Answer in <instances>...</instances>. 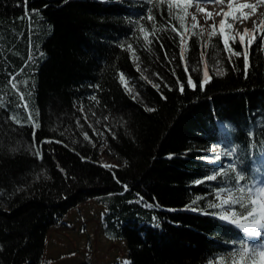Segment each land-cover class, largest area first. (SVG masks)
I'll use <instances>...</instances> for the list:
<instances>
[{"label": "trees", "instance_id": "obj_1", "mask_svg": "<svg viewBox=\"0 0 264 264\" xmlns=\"http://www.w3.org/2000/svg\"><path fill=\"white\" fill-rule=\"evenodd\" d=\"M150 7L147 0H0V264L52 262L44 257L48 230L70 227L69 212L91 200L103 208V235L125 244L126 256L111 264H215L238 246L241 229L208 208L214 190L235 174L194 182L216 170L204 159L212 155L219 129L237 149L227 164L237 162L246 182L252 180L250 165L264 152V44L258 37L252 45L246 76L243 56L229 63L219 35L203 48L209 40L203 32L189 40L186 72L179 37L170 28L156 33L159 41L149 37L151 50L145 47L136 21L145 17L140 23L151 31ZM153 15L157 27L168 25L166 4L153 8ZM185 26L191 25L185 20ZM216 59L223 76L216 74ZM205 70L211 80L201 90ZM16 73L27 82L20 89L38 113L42 159L9 84ZM121 73L134 85L132 93ZM12 115L25 126L13 123ZM104 156L112 167L102 166ZM197 195L205 198L192 205Z\"/></svg>", "mask_w": 264, "mask_h": 264}, {"label": "snow or ice", "instance_id": "obj_2", "mask_svg": "<svg viewBox=\"0 0 264 264\" xmlns=\"http://www.w3.org/2000/svg\"><path fill=\"white\" fill-rule=\"evenodd\" d=\"M147 2L152 5L147 11L146 19L152 23V29L149 31L144 24L140 23V20L145 19V17H140L136 23L138 25L137 31L143 37L145 41V47L148 50H151L150 46L153 43V40L149 37H155L159 41V37L156 36V33L159 31H165L167 28H170L176 36L179 37L180 44V59L184 64L185 71L188 72V62H187V52L189 51V40L192 36H202L203 30L197 33L195 30L198 27V21L195 14L191 15L193 23L190 28L185 26V18L189 15L188 9L194 7L197 13H205V8L203 5H224L226 3L227 10L221 9L223 19L220 21L219 33L216 31V25L212 24L210 27L212 31L209 32V40L205 41L202 45L203 48L209 47L212 43L213 38L219 35L221 41L224 45V51L228 53L227 59L228 62H232V57L240 58L243 56L244 66H245V75L247 76V69L250 67V50L254 43H256L257 38H261V43L264 44V14L261 15L259 23L253 21V27L251 30L245 29L243 34H240L239 43L241 44V50L237 51L232 47V44L235 43L233 37L228 34V31L232 28L233 21H246L251 18L252 15L256 14V9L258 4H264V0H257L256 4L244 3L239 7L235 6V0H147ZM166 4L169 10L168 16V25L166 27H157L155 23V16L153 15V8L159 7ZM46 7V6H45ZM32 14H38V10H32ZM208 18L212 17V13H205ZM26 15L29 17L30 27H31V14L28 13L26 8ZM175 20L179 24L177 27L176 24H173L172 21ZM123 48L124 45L122 44ZM161 48L163 49V43L161 42ZM127 50L132 53V57L135 60H139V57L136 56L135 49L131 43L127 44ZM167 52H165V57L167 58ZM31 59V56L29 57ZM201 60L205 62L207 66V59L205 53L201 52ZM217 65V75L223 76L226 74V70L223 66L221 60L216 59ZM137 70H139V64H137ZM195 70V69H193ZM19 73L12 75L9 84L11 89L14 90L19 96V105L27 113V124L32 125L33 127V141L32 146L36 148V155L38 158L42 159V153L38 149L35 139V129L40 127L38 119V113L34 116L32 110L29 107L28 100L26 99L25 92L21 91L20 85L23 83L27 85L26 81H18L16 76ZM158 77V74H156ZM211 77L208 74V71H204L203 79L199 83L201 90H204L205 86L210 82ZM120 82L126 87L129 93L133 92L134 85L130 84L129 79L125 74H120ZM180 85V91L183 93L184 84L177 80ZM187 84L193 90L197 87L196 83L193 81L191 75L188 76ZM154 87L159 88V85H154ZM171 90V89H170ZM31 95V93H27ZM138 96V93L133 96L135 99ZM93 101L99 103L98 99L95 96L90 97ZM3 98L0 97V105H2ZM147 111H154L152 108H146ZM83 112V109H81ZM13 123L18 127L25 126V121L22 120L17 115H12L9 117ZM79 125V121L77 122ZM92 127L91 124L88 125ZM95 134V133H94ZM102 134V133H101ZM115 138V137H113ZM84 139L91 142V138L88 133H84ZM49 142V141H45ZM61 143L60 141H56ZM211 151V149H209ZM237 149L231 148L226 152H221L220 155L235 156ZM171 158V155L169 156ZM83 159V158H82ZM216 159H220V156H217ZM104 167H112L108 165H102ZM229 172L234 173L233 182L226 183L225 186H221L214 190L215 201L208 203V208L216 209L217 211L212 213L221 221H225L229 224L237 226L243 231L249 238L257 239H241L238 242H234L238 246L234 250L227 254L226 256H220L215 258V264H264V176L259 179H254L252 183L246 182V176L242 169L238 167L237 162H233L227 165L226 168H221L215 170L213 174L207 175L202 180H197L194 183L200 185L205 181H216L219 177H227ZM127 190V188H125ZM205 197L202 195H197L194 200H192V205H197L198 202ZM151 207V205H149ZM190 210L192 211H202V214H209L206 211H203L199 208L193 207ZM155 219V217H154ZM124 264H129L128 261H125ZM209 264H213V261H209Z\"/></svg>", "mask_w": 264, "mask_h": 264}, {"label": "rangeland", "instance_id": "obj_3", "mask_svg": "<svg viewBox=\"0 0 264 264\" xmlns=\"http://www.w3.org/2000/svg\"><path fill=\"white\" fill-rule=\"evenodd\" d=\"M244 3L256 4L257 0H235V6L239 7ZM205 13H212L208 18L205 13H197L195 8H189V15L185 20L187 25L193 23L191 15L195 14L199 30L211 32L212 24L216 25L219 31L220 21L223 19L221 9L227 10L224 5H203ZM264 14V4H258L256 14L246 21H233L232 28L228 34L234 39H239L245 29L251 30L253 21L259 23L261 15ZM107 165L113 164L107 156H104ZM76 210V211H75ZM69 212L66 217L71 226H54L47 232L44 257L51 260L49 264H78L89 262L90 264H111L114 260L126 256L125 244L120 242H109L105 239L100 229V214L102 209L94 200L81 203L79 207Z\"/></svg>", "mask_w": 264, "mask_h": 264}, {"label": "crops", "instance_id": "obj_4", "mask_svg": "<svg viewBox=\"0 0 264 264\" xmlns=\"http://www.w3.org/2000/svg\"><path fill=\"white\" fill-rule=\"evenodd\" d=\"M102 211H103V208H102ZM102 213V212H101ZM101 215V214H100ZM99 219H100V217H99ZM100 224V223H99ZM100 229L102 230V228H101V226H100ZM105 237V236H104ZM105 239L107 240V241H109V242H120V240H110V239H108V238H106L105 237Z\"/></svg>", "mask_w": 264, "mask_h": 264}]
</instances>
